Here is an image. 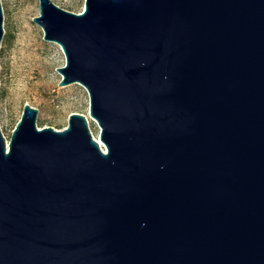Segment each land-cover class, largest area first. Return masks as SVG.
<instances>
[{"label": "water", "instance_id": "95a60500", "mask_svg": "<svg viewBox=\"0 0 264 264\" xmlns=\"http://www.w3.org/2000/svg\"><path fill=\"white\" fill-rule=\"evenodd\" d=\"M38 2L105 151L0 130V264H264V0Z\"/></svg>", "mask_w": 264, "mask_h": 264}, {"label": "rangeland", "instance_id": "374dc122", "mask_svg": "<svg viewBox=\"0 0 264 264\" xmlns=\"http://www.w3.org/2000/svg\"><path fill=\"white\" fill-rule=\"evenodd\" d=\"M62 10L80 14L84 0H51ZM3 37L0 43V130L8 142L25 104L38 110L37 128L60 131L72 113L86 117L90 133L99 138L100 128L89 117V96L80 84L57 87L56 70L65 66L59 46L43 40L32 19L39 16L38 0H0ZM96 140V139H95ZM101 148V147H100ZM105 151L104 146L101 148Z\"/></svg>", "mask_w": 264, "mask_h": 264}, {"label": "bare ground", "instance_id": "6f19581e", "mask_svg": "<svg viewBox=\"0 0 264 264\" xmlns=\"http://www.w3.org/2000/svg\"><path fill=\"white\" fill-rule=\"evenodd\" d=\"M59 49H60V51H61V53H63L62 52V50H61V48H60V46H59ZM93 122H95L92 118H90ZM96 123V122H95ZM96 139V141L98 142V144H99V146L102 148L103 147V144L101 143V141H100V139L99 138H95Z\"/></svg>", "mask_w": 264, "mask_h": 264}]
</instances>
